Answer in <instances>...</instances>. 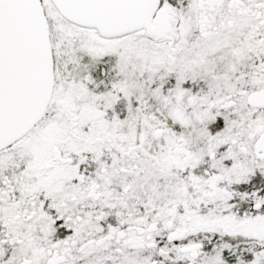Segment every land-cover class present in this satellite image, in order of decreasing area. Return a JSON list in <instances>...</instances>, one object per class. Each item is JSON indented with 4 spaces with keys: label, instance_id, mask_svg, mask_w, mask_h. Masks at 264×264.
Returning a JSON list of instances; mask_svg holds the SVG:
<instances>
[{
    "label": "flooded vegetation",
    "instance_id": "flooded-vegetation-1",
    "mask_svg": "<svg viewBox=\"0 0 264 264\" xmlns=\"http://www.w3.org/2000/svg\"><path fill=\"white\" fill-rule=\"evenodd\" d=\"M178 9L187 58L229 55L238 71L200 68L187 112L128 143L1 150L0 264H264V0H159L152 22Z\"/></svg>",
    "mask_w": 264,
    "mask_h": 264
},
{
    "label": "rangeland",
    "instance_id": "rangeland-1",
    "mask_svg": "<svg viewBox=\"0 0 264 264\" xmlns=\"http://www.w3.org/2000/svg\"><path fill=\"white\" fill-rule=\"evenodd\" d=\"M41 2L49 26L56 80L44 118L13 144L32 145V153L38 144L37 135L71 152L84 143L92 144L89 148L82 146L85 150H100L101 144L93 140L105 134H114L126 143L134 138L136 129L151 135L166 114H184L196 100L198 95L190 94L188 84L197 82L194 77L200 68L218 65L225 69L222 71L237 70L238 63L229 55L208 59L204 53L197 54L195 60L187 58L182 44L188 11L178 9L174 16H166L169 32L162 38L149 36L145 30L107 37L93 27L67 21L51 0ZM74 101L83 105L75 108ZM59 105L79 113L76 132L84 129L82 137L73 139L69 123L54 115L52 109ZM173 118V124L182 122Z\"/></svg>",
    "mask_w": 264,
    "mask_h": 264
},
{
    "label": "water",
    "instance_id": "water-1",
    "mask_svg": "<svg viewBox=\"0 0 264 264\" xmlns=\"http://www.w3.org/2000/svg\"><path fill=\"white\" fill-rule=\"evenodd\" d=\"M67 21L102 36L145 29L162 38L166 19L152 22L159 0H51ZM54 58L40 0H0V151L46 115L54 88ZM160 137L162 130H156Z\"/></svg>",
    "mask_w": 264,
    "mask_h": 264
}]
</instances>
